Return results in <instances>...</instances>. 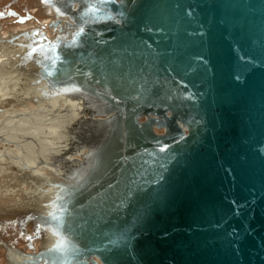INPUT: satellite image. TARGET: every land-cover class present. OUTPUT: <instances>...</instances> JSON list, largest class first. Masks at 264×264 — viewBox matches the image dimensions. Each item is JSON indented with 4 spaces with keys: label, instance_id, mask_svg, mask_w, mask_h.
<instances>
[{
    "label": "water",
    "instance_id": "1",
    "mask_svg": "<svg viewBox=\"0 0 264 264\" xmlns=\"http://www.w3.org/2000/svg\"><path fill=\"white\" fill-rule=\"evenodd\" d=\"M80 1L41 71L107 89L122 129L33 262L264 264V0Z\"/></svg>",
    "mask_w": 264,
    "mask_h": 264
},
{
    "label": "bare ground",
    "instance_id": "2",
    "mask_svg": "<svg viewBox=\"0 0 264 264\" xmlns=\"http://www.w3.org/2000/svg\"><path fill=\"white\" fill-rule=\"evenodd\" d=\"M77 2L69 3L67 10L57 6L71 29L65 35L51 39L39 30L25 32L24 38L31 37L24 47H0V198L18 195V200L34 202L28 212L42 210L38 226L58 208L68 188L106 155L109 137L122 129L119 112L123 110L107 89L89 86L70 72L50 80L41 71L51 50L39 43L71 36L79 27L71 15ZM57 19L53 28L61 25L62 19ZM64 29L62 24L60 30ZM39 228L46 232L43 246L28 252L6 245L9 264L45 260L36 252L58 243L60 235L50 224Z\"/></svg>",
    "mask_w": 264,
    "mask_h": 264
},
{
    "label": "rangeland",
    "instance_id": "3",
    "mask_svg": "<svg viewBox=\"0 0 264 264\" xmlns=\"http://www.w3.org/2000/svg\"><path fill=\"white\" fill-rule=\"evenodd\" d=\"M0 1L2 5H5L6 7L9 6L13 7L19 13L22 14H26L27 12L30 13V16L27 17L25 22L23 21L24 23L29 22L31 20L33 21V24L31 23L32 26L28 29L29 30L28 33H30L31 30L36 25H40L39 28L43 27L42 28L44 30L43 32H45L46 35L49 34V38L51 37L54 38L56 36V33H60L59 35L63 34V33L61 34L59 30L53 32V29H51L52 25H50L51 19L55 18L53 12L56 11L58 15L61 12L58 8H56L57 4L51 3L50 5L52 7H49L50 5H47V8H45L41 3L39 4L40 0H0ZM40 7H44V10L46 11L45 14H41ZM56 12L55 14H57ZM17 20H19L18 17L13 14L0 19V38L3 39H5V37L8 38L11 35V33H16L17 30L25 29L28 27L27 26L23 28H15V26L18 24H24L23 22ZM41 24L43 25L41 26ZM25 32L20 34L24 35ZM65 34L66 33H64V35ZM5 45L8 46V48L17 47L16 45L9 44L7 41L0 42V47H3ZM156 130L161 131L162 128H156ZM17 197L18 195L16 196L10 195L4 198L3 197L0 198V221H3V223H0V226H4V229L2 230L0 229V239L1 238L4 239V241L8 242V244L15 245L17 248H21L29 251L31 249L28 246L27 239H25L27 236L26 234L22 233L18 221L20 220L19 217H21L22 225L25 227V230L30 234L35 233L36 222L34 218H32L33 216L32 213L28 212L30 209L34 208L35 204H33L34 202H31L30 204L29 203L30 201L29 202L25 201V198H23L24 200L22 199L18 200ZM32 242L35 245V249H38L43 246L45 242V238H43V236H39V238L33 239ZM8 261L9 260L7 259L5 248L3 249L1 248L0 264H6Z\"/></svg>",
    "mask_w": 264,
    "mask_h": 264
},
{
    "label": "flooded vegetation",
    "instance_id": "4",
    "mask_svg": "<svg viewBox=\"0 0 264 264\" xmlns=\"http://www.w3.org/2000/svg\"><path fill=\"white\" fill-rule=\"evenodd\" d=\"M44 1V2H43ZM72 1H76V0H54V2H55V4H57V6L59 5V4H61V6H62V8H65L66 10L68 9V7H69V3H71ZM78 2H77V7L75 8V9H77L80 5H81V1L80 0H77ZM42 4L45 8H47V5H50L51 4V0H40L39 1V4ZM44 7H40V12H41V14H45V10H44ZM49 7H52L51 5L49 6ZM59 7H60V5H59ZM57 8V7H56ZM55 11V10H54ZM56 12V11H55ZM55 12H53V14H54V16H55V18H53V19H51V21H50V25H54V24H56V22L58 21V19L57 18H61L62 20V22H61V25L63 24L64 26H65V32H62L61 30H60V28H61V25H60V27H59V25L57 26V28H53L52 26H51V29H53V32L54 31H60L61 32V34L62 35H64V33H66L68 30H71L68 26H67V21L68 20H66V18H65V16H61L60 14L58 15V13L57 14H55ZM16 15L17 17H18V19L19 20H17V21H20V22H25V20L27 19V17H29L30 16V13L29 12H27L26 14H22V13H19L15 8H13V7H6L5 5H2L1 4V1H0V19H2L3 17H7L8 15ZM71 15L75 18V16L71 13ZM45 16V15H44ZM16 19V18H15ZM30 19V18H29ZM76 19V18H75ZM76 21H77V19H76ZM23 22V23H24ZM46 22V21H45ZM2 23V22H1ZM33 24V21L31 20V21H29V22H26V23H24V24H18V25H16L15 26V28H23V27H27V28H25V29H19V30H17V32L16 33H11V35L8 37V38H6L5 37V39H3V38H0V42H3V41H7L9 44H12V45H16V46H23L22 44L23 43H26L27 42V40H28V37L30 38L31 37V35H29L27 38H24L23 37V35L22 34H20V33H23V32H28L29 30V28L32 26V24ZM77 23H78V25H79V27L78 28H76L74 31H73V33L71 34V36L70 37H68V38H65V39H56V40H54V41H52V43H49V41H45L44 43H39V45H43L45 48H49V49H51V47L52 46H54V43L56 42H59V43H63V42H66V41H68V40H70V38L73 36V34H74V32L76 31V30H78L80 27H82V23L80 22H78L77 21ZM27 24V25H26ZM23 25H25V26H23ZM43 24H41V26H42ZM48 26V25H47ZM40 27V25H36L32 30H31V32L30 33H36L37 32V30H40L41 32H43L44 30L42 29L43 27H41V28H39ZM50 28V27H49ZM47 29V28H46ZM57 29V30H56ZM43 33H45V32H43ZM49 33V32H48ZM46 34V33H45ZM60 33H56V36L55 37H57L58 35H59ZM14 37V40L13 41H10V39L11 38H13ZM47 37H49V34L47 35ZM51 37V36H50ZM54 37V38H55ZM54 38H52L51 37V39H54ZM38 39V38H37ZM24 47V46H23ZM26 211V210H25ZM36 211H33V212H31L32 213V218H34V220H35V222H36V220H37V218L39 217V215L40 214H42V210L40 211V212H37V214L35 213ZM20 218V220L18 221V224L20 225V227H21V231H22V233L23 234H26V238L25 239H27V243H28V246H29V248L31 249V250H29V251H35V250H38V249H35V245L33 244V242H32V240L33 239H35V238H39V236H43V238L46 236V232L45 231H42L39 227L41 226V227H44L43 226V224L42 223H40L39 224V226H38V224L37 223H35V226H36V228H35V233H32V234H30L29 232H27L26 230H25V227L22 225V219H21V217H19ZM0 223H3V221H0ZM0 229L2 230V229H4V226H0ZM6 245L7 246H11V247H13V248H15V250L16 249H18L19 251H28V250H25V249H21V248H17L15 245H12V244H8V242H6V241H4V239H0V249L2 248H5V250H6V255H7V259H8V247H6ZM28 251V252H29Z\"/></svg>",
    "mask_w": 264,
    "mask_h": 264
},
{
    "label": "crops",
    "instance_id": "5",
    "mask_svg": "<svg viewBox=\"0 0 264 264\" xmlns=\"http://www.w3.org/2000/svg\"><path fill=\"white\" fill-rule=\"evenodd\" d=\"M8 262H9V261H8ZM8 262H7L6 264H9Z\"/></svg>",
    "mask_w": 264,
    "mask_h": 264
}]
</instances>
